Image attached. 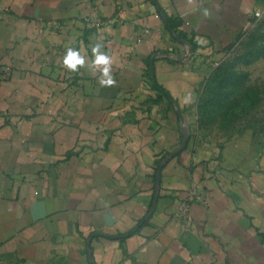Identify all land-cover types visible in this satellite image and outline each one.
I'll use <instances>...</instances> for the list:
<instances>
[{
    "label": "crops",
    "instance_id": "obj_1",
    "mask_svg": "<svg viewBox=\"0 0 264 264\" xmlns=\"http://www.w3.org/2000/svg\"><path fill=\"white\" fill-rule=\"evenodd\" d=\"M257 11L264 0H0V264H264V134L197 131L202 82ZM96 41L113 87L63 66ZM192 188L208 202L187 220Z\"/></svg>",
    "mask_w": 264,
    "mask_h": 264
},
{
    "label": "rangeland",
    "instance_id": "obj_2",
    "mask_svg": "<svg viewBox=\"0 0 264 264\" xmlns=\"http://www.w3.org/2000/svg\"><path fill=\"white\" fill-rule=\"evenodd\" d=\"M211 71L202 82L199 135L225 142L264 134V14Z\"/></svg>",
    "mask_w": 264,
    "mask_h": 264
},
{
    "label": "clouds",
    "instance_id": "obj_3",
    "mask_svg": "<svg viewBox=\"0 0 264 264\" xmlns=\"http://www.w3.org/2000/svg\"><path fill=\"white\" fill-rule=\"evenodd\" d=\"M188 3H193V0H188ZM209 13L205 9L204 15ZM259 13L257 16L259 17ZM198 43L203 41L198 40ZM104 44L101 41H96L91 45V59L88 57L87 50L83 47L68 46L63 56V66L73 73H78L80 69L86 68L93 73H99L98 80L101 87H113L116 85V80L113 75L114 57L104 50Z\"/></svg>",
    "mask_w": 264,
    "mask_h": 264
},
{
    "label": "built area",
    "instance_id": "obj_4",
    "mask_svg": "<svg viewBox=\"0 0 264 264\" xmlns=\"http://www.w3.org/2000/svg\"><path fill=\"white\" fill-rule=\"evenodd\" d=\"M257 13L260 14L259 17L261 16V13L257 11L255 14L256 18H258ZM196 202L206 204L208 202V199L202 192L192 188L187 191L186 199L182 202L178 215L187 220H190L191 218L190 208L192 203H196Z\"/></svg>",
    "mask_w": 264,
    "mask_h": 264
},
{
    "label": "trees",
    "instance_id": "obj_5",
    "mask_svg": "<svg viewBox=\"0 0 264 264\" xmlns=\"http://www.w3.org/2000/svg\"><path fill=\"white\" fill-rule=\"evenodd\" d=\"M202 99V98H201ZM200 106H201V101H200ZM200 106H199V108H200Z\"/></svg>",
    "mask_w": 264,
    "mask_h": 264
}]
</instances>
